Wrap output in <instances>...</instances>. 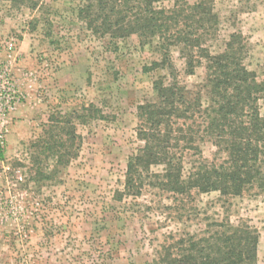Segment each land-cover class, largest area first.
Returning a JSON list of instances; mask_svg holds the SVG:
<instances>
[{
  "label": "rangeland",
  "instance_id": "1",
  "mask_svg": "<svg viewBox=\"0 0 264 264\" xmlns=\"http://www.w3.org/2000/svg\"><path fill=\"white\" fill-rule=\"evenodd\" d=\"M9 6L0 3V65L13 63L26 100L19 106L22 115L12 119L0 161V264L152 263L165 236L185 228L168 208L171 199L154 191L121 203L114 195L141 145L137 107L154 100L153 81L164 75L146 71L158 55L136 37L113 43L94 36L78 20L72 0H43L36 10ZM215 8L220 29L212 52H220L230 35L242 34L246 64L264 81V0H215ZM173 57L180 82L195 91L204 82V68L187 75L180 54ZM91 105L105 118H84ZM73 112L85 122L77 125L81 149L78 158L59 164L58 155L41 154L35 144L46 136L51 118ZM201 150L206 162L221 160L211 142ZM198 163V156L188 155L186 174ZM188 208L211 220L249 221L261 234L264 264L263 192L227 199L195 193Z\"/></svg>",
  "mask_w": 264,
  "mask_h": 264
},
{
  "label": "trees",
  "instance_id": "2",
  "mask_svg": "<svg viewBox=\"0 0 264 264\" xmlns=\"http://www.w3.org/2000/svg\"><path fill=\"white\" fill-rule=\"evenodd\" d=\"M72 1L78 3V20L94 36L113 43L136 37L141 47L159 57L146 71L164 75L153 81L154 100L137 107L141 145L131 153L123 188L114 195L121 203L154 191L171 199L168 208L185 228L165 236L150 264H259L261 234L249 221L211 220L202 210L188 208L195 193L225 199L254 190L264 193V81L246 64L249 48L244 36L232 34L220 52H212L220 29L215 0ZM1 2L36 10L43 0ZM175 51L187 75L204 68V82L195 91L180 82ZM90 107L84 118H105L95 105ZM81 117L73 112L63 120L51 118L46 136L35 147L41 154L58 155L59 164L65 157L78 158L77 125L85 123ZM206 142L215 146L221 160H203L201 145ZM188 155L198 156L199 163L186 174ZM194 223L191 231L188 227Z\"/></svg>",
  "mask_w": 264,
  "mask_h": 264
},
{
  "label": "built area",
  "instance_id": "3",
  "mask_svg": "<svg viewBox=\"0 0 264 264\" xmlns=\"http://www.w3.org/2000/svg\"><path fill=\"white\" fill-rule=\"evenodd\" d=\"M15 51H11L16 61ZM26 96L17 84L12 62L0 65V150L5 151L12 128V114L24 103Z\"/></svg>",
  "mask_w": 264,
  "mask_h": 264
},
{
  "label": "crops",
  "instance_id": "4",
  "mask_svg": "<svg viewBox=\"0 0 264 264\" xmlns=\"http://www.w3.org/2000/svg\"><path fill=\"white\" fill-rule=\"evenodd\" d=\"M22 105V104H21ZM21 105H20V107H21ZM20 107H18V109L12 114V119H13V117H20L22 114H21V112H22V110H21V108Z\"/></svg>",
  "mask_w": 264,
  "mask_h": 264
}]
</instances>
